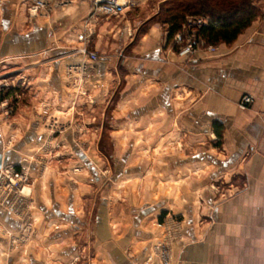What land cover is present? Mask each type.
<instances>
[{
	"label": "crops",
	"instance_id": "1",
	"mask_svg": "<svg viewBox=\"0 0 264 264\" xmlns=\"http://www.w3.org/2000/svg\"><path fill=\"white\" fill-rule=\"evenodd\" d=\"M33 1L11 2L8 20L32 27L0 35L16 75L0 77V158L30 179L0 199V264H157L169 224L172 264H264V0L231 44L188 55L152 20L166 0H128L119 17L91 0L31 15ZM87 64L80 95L68 70ZM104 132L117 166L106 180L92 165Z\"/></svg>",
	"mask_w": 264,
	"mask_h": 264
},
{
	"label": "built area",
	"instance_id": "2",
	"mask_svg": "<svg viewBox=\"0 0 264 264\" xmlns=\"http://www.w3.org/2000/svg\"><path fill=\"white\" fill-rule=\"evenodd\" d=\"M66 0L62 1L65 4ZM128 0H91L92 10L97 14H101L106 17H119L124 13V10L128 6ZM46 4L44 0H34L32 4L28 6V11L31 15H35L45 8ZM208 17L204 16H190L185 19L182 27V31L176 33L173 40L179 47L180 55H188L195 52L198 49L204 48L207 52H215L216 45L206 44L204 40L197 36V31L208 23ZM77 39L80 42H85L87 36L85 34H78ZM78 51L87 56L89 64L98 60V55L95 52L87 50L86 45H82L78 48ZM73 72H77V75L73 78V82L80 95H86V89L84 84L90 77L88 64L85 66L71 67L68 70V75ZM252 102V97L248 94L241 96L239 100V107L246 108ZM30 184L29 175L24 167H16L12 164H4L0 167V199L8 193H23L25 186ZM30 226L24 227L25 232H29ZM175 228L172 224H169L165 228L166 236L156 241L153 246L154 254L157 264H172V252L170 238L173 237ZM11 244L19 243L26 240L24 234H10L6 232Z\"/></svg>",
	"mask_w": 264,
	"mask_h": 264
},
{
	"label": "trees",
	"instance_id": "3",
	"mask_svg": "<svg viewBox=\"0 0 264 264\" xmlns=\"http://www.w3.org/2000/svg\"><path fill=\"white\" fill-rule=\"evenodd\" d=\"M258 14L254 0H166L152 20L164 24L167 37L172 39L182 31L187 17H208V23L197 31V36L206 44L216 45L231 44ZM15 89L12 87V92ZM216 135L220 139L219 131Z\"/></svg>",
	"mask_w": 264,
	"mask_h": 264
},
{
	"label": "rangeland",
	"instance_id": "4",
	"mask_svg": "<svg viewBox=\"0 0 264 264\" xmlns=\"http://www.w3.org/2000/svg\"><path fill=\"white\" fill-rule=\"evenodd\" d=\"M14 1H17V0H0V12L2 11V8H6V11H7L5 16L0 18V35L2 34V38H3L4 33L6 32V28H9L10 30H7V31H9L10 34H12L13 32L14 33H16V32L24 33L32 27V22H30V21L28 22L27 16H25V15H22V16L18 15V18H17L18 22L21 18L23 20L22 22H19V24H20L19 27L16 28V27L12 26L11 23H9L8 20L10 19V17H14L15 11H12V9H11V8H14L11 6V2L13 3ZM13 70H14V67L12 65H7L6 68H3L2 65H0V77L1 78L7 77V79L13 80L16 77ZM110 112H111V106H109L106 109V113H105V116L103 118V123H104V126L106 128L109 127V125L113 121L112 117L110 115L111 114ZM109 139H110L109 133L104 132L102 134L101 139H100V147L98 150H96V155H94V157L99 156L100 158H102V160L100 159L101 161L98 162L99 164H92L94 167V170H96V172H97L96 174L101 175L104 178V180H106V178H108V177L112 178V176L117 172V169H115V167L117 168V166L113 161L114 151L112 149V146L110 144ZM86 151L88 152V158H90V160L91 159L94 160L93 155H91L92 151L91 150H86ZM125 151H126L125 149L122 150L121 154H124L123 152H125ZM73 156H74V159L77 160V162H79L81 164V167L86 169L82 160L78 159L76 154H73ZM94 163H95V161H94ZM86 171L88 172L87 169H86Z\"/></svg>",
	"mask_w": 264,
	"mask_h": 264
},
{
	"label": "water",
	"instance_id": "5",
	"mask_svg": "<svg viewBox=\"0 0 264 264\" xmlns=\"http://www.w3.org/2000/svg\"><path fill=\"white\" fill-rule=\"evenodd\" d=\"M5 164V162H2V160H1V158H0V167L2 166V165H4Z\"/></svg>",
	"mask_w": 264,
	"mask_h": 264
}]
</instances>
